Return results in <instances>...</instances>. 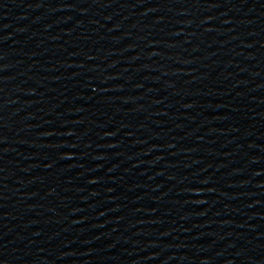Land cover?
I'll list each match as a JSON object with an SVG mask.
<instances>
[{
    "label": "water",
    "instance_id": "1",
    "mask_svg": "<svg viewBox=\"0 0 264 264\" xmlns=\"http://www.w3.org/2000/svg\"><path fill=\"white\" fill-rule=\"evenodd\" d=\"M0 264H264V0H0Z\"/></svg>",
    "mask_w": 264,
    "mask_h": 264
}]
</instances>
